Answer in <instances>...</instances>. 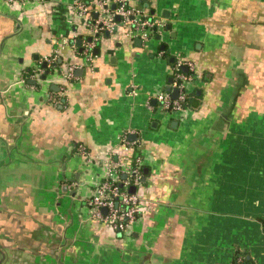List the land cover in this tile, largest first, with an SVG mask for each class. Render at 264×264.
Masks as SVG:
<instances>
[{
  "label": "crops",
  "instance_id": "crops-1",
  "mask_svg": "<svg viewBox=\"0 0 264 264\" xmlns=\"http://www.w3.org/2000/svg\"><path fill=\"white\" fill-rule=\"evenodd\" d=\"M75 1L0 0V264H264V0H131L147 39L93 37ZM176 55L196 80L166 121ZM106 157L140 165L128 238L87 216Z\"/></svg>",
  "mask_w": 264,
  "mask_h": 264
},
{
  "label": "built area",
  "instance_id": "built-area-1",
  "mask_svg": "<svg viewBox=\"0 0 264 264\" xmlns=\"http://www.w3.org/2000/svg\"><path fill=\"white\" fill-rule=\"evenodd\" d=\"M9 4L25 7L38 3L39 0H5ZM131 0H77L72 6L75 16L81 18L96 37L103 31H112L118 24H124L147 39L152 33L162 28V23L150 18L146 12L137 6L129 5ZM140 1V0H135ZM114 4V8L110 5ZM118 16V20L116 19ZM94 41H85L82 45V56L91 59ZM186 66L184 73L181 68ZM194 65L184 60L180 55L175 56L171 75V85L177 88L176 97L162 90L154 94L159 110L164 114H178L187 108V99L190 97V87L195 79L192 73ZM190 72V73H189ZM189 73V74H188ZM72 70L68 69L63 78H70ZM86 154L85 150L81 149ZM89 161L88 159L86 160ZM98 171L92 183V190L86 199L87 216L109 225L114 231L125 238L132 233L134 226L140 219V199L136 193L128 190L129 185L140 183L141 171L137 161L126 172V178L120 179L118 167L109 157L98 163Z\"/></svg>",
  "mask_w": 264,
  "mask_h": 264
},
{
  "label": "trees",
  "instance_id": "trees-1",
  "mask_svg": "<svg viewBox=\"0 0 264 264\" xmlns=\"http://www.w3.org/2000/svg\"><path fill=\"white\" fill-rule=\"evenodd\" d=\"M190 73V72H189ZM188 73V74H189ZM190 97L187 99V106L190 101ZM229 264H255L253 261H251L250 257H248L246 251L243 250H235L234 256Z\"/></svg>",
  "mask_w": 264,
  "mask_h": 264
},
{
  "label": "water",
  "instance_id": "water-1",
  "mask_svg": "<svg viewBox=\"0 0 264 264\" xmlns=\"http://www.w3.org/2000/svg\"><path fill=\"white\" fill-rule=\"evenodd\" d=\"M112 7L114 6V4H112L111 5ZM116 19L118 20V16H116ZM167 27H169V26H167ZM79 43V40H78V42H77V44ZM182 70L183 71H186V68L183 66L182 67ZM169 85H167L166 86V90H169ZM176 95H177V89L176 88H174V89H172V97H176ZM130 192H134L135 191V186H130L129 187V189H128ZM119 234V233H118Z\"/></svg>",
  "mask_w": 264,
  "mask_h": 264
},
{
  "label": "rangeland",
  "instance_id": "rangeland-1",
  "mask_svg": "<svg viewBox=\"0 0 264 264\" xmlns=\"http://www.w3.org/2000/svg\"><path fill=\"white\" fill-rule=\"evenodd\" d=\"M151 36H155V32L151 34ZM163 116L166 117V121L168 120L169 117H171L172 115L167 113V114H163L161 111L158 113V117L161 119Z\"/></svg>",
  "mask_w": 264,
  "mask_h": 264
}]
</instances>
